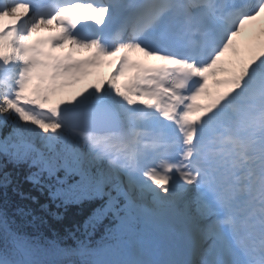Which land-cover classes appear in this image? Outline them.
<instances>
[{
    "label": "snow or ice",
    "instance_id": "obj_1",
    "mask_svg": "<svg viewBox=\"0 0 264 264\" xmlns=\"http://www.w3.org/2000/svg\"><path fill=\"white\" fill-rule=\"evenodd\" d=\"M0 264H264V0H0Z\"/></svg>",
    "mask_w": 264,
    "mask_h": 264
},
{
    "label": "trees",
    "instance_id": "obj_2",
    "mask_svg": "<svg viewBox=\"0 0 264 264\" xmlns=\"http://www.w3.org/2000/svg\"><path fill=\"white\" fill-rule=\"evenodd\" d=\"M8 171L11 172L12 169L9 168ZM24 187L27 189L28 186L24 185ZM9 196L12 197L13 194L11 192H9ZM61 213L65 216V219L62 223H59L58 225H62L65 228L64 231L66 233H68V231H70V230H75V226L77 224H80V221L86 217L85 213H83L81 211L77 212L74 210H67L66 213L64 211H62Z\"/></svg>",
    "mask_w": 264,
    "mask_h": 264
},
{
    "label": "rangeland",
    "instance_id": "obj_3",
    "mask_svg": "<svg viewBox=\"0 0 264 264\" xmlns=\"http://www.w3.org/2000/svg\"><path fill=\"white\" fill-rule=\"evenodd\" d=\"M107 71V69H105V72Z\"/></svg>",
    "mask_w": 264,
    "mask_h": 264
}]
</instances>
